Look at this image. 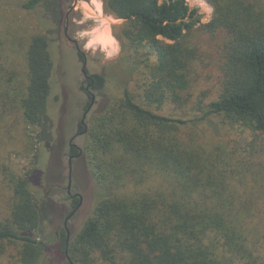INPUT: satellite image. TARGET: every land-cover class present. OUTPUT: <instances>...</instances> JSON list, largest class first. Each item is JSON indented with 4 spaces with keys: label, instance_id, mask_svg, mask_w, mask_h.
I'll return each instance as SVG.
<instances>
[{
    "label": "trees",
    "instance_id": "obj_1",
    "mask_svg": "<svg viewBox=\"0 0 264 264\" xmlns=\"http://www.w3.org/2000/svg\"><path fill=\"white\" fill-rule=\"evenodd\" d=\"M205 1L212 14L201 24L185 0H105V14L125 20L118 31L126 79L121 95L91 116L82 145L70 151H81L103 196L72 239L60 231L59 264H264V154L255 153L252 140L239 152L234 140L203 145L184 133L220 118L264 136V0ZM42 2L19 8L32 12ZM56 4V24L46 34L0 29V151L5 159L14 152L29 161L20 170L0 163L9 197L0 244L14 249L15 264H53L47 244L34 236L47 204L32 188L53 135L49 39L58 33ZM200 27L224 36L219 95L206 104L190 95L198 51L189 36ZM157 33L174 43L157 41ZM89 78L92 91H103L104 76ZM190 103L191 119L157 112ZM78 202L73 198L71 208Z\"/></svg>",
    "mask_w": 264,
    "mask_h": 264
},
{
    "label": "rangeland",
    "instance_id": "obj_2",
    "mask_svg": "<svg viewBox=\"0 0 264 264\" xmlns=\"http://www.w3.org/2000/svg\"><path fill=\"white\" fill-rule=\"evenodd\" d=\"M25 1L27 0H0V29L14 28L19 31V34L28 29L31 34H46L47 29L53 30L56 24V1L60 9V34L57 33L49 39L53 71L48 115L53 122V135L49 148L45 149L42 156L44 164L42 177L35 182L32 188L35 196L41 202L45 200L47 204L43 209L45 218L34 236L47 244L48 255L52 263L59 264L63 260V256L58 248L56 234L63 228L66 216L71 212L70 203L66 199L69 176V144L77 132L78 125L83 118L84 108L89 101L82 90V86H86L81 71L82 64L77 58L74 46L67 41L63 31L67 27L68 37L72 38L78 28L84 26H77L73 23L72 17H79L80 14L74 10V5L69 6V0H45V3L43 0L32 12H26L19 8V5ZM188 4L191 8L198 9L201 19L207 17L208 21L210 20L212 8L205 0H189ZM46 11L51 18L47 16ZM189 42L198 51L195 69L191 74L193 80L190 89L191 101L193 102L195 99L194 102H196L200 98L202 103L206 104L215 100L219 95L221 49L224 36L222 34H207L200 27L190 34ZM80 49L84 52L81 47ZM15 56L20 62L21 57L16 54ZM86 60L88 74H100L107 80L103 91H92L95 97L94 105L84 119L88 128L91 116L102 113L112 98L121 95L126 72L121 64L120 56L104 63H101L98 57L91 55H86ZM157 112L183 120L191 119L196 115L192 110V103L183 109H175L172 105L167 104ZM240 131L243 130L238 126H229L224 124L220 118H214L208 124L197 125L194 130L187 127L184 133L195 135L197 142L203 145L234 140L239 152L242 149H247V143L252 140L255 153L263 155L264 136L257 135L254 138L249 131ZM29 133L32 134L33 131L30 130ZM13 139L18 144L21 142V135L15 133ZM72 143L80 147L83 143V136L74 138ZM5 152V150L0 151V163L7 160L4 163L7 162L11 169L20 170V168L29 165V161L24 155L13 152L9 159H5ZM71 173V193L81 195L83 204L67 223L69 239H72L80 231L84 222L89 218L95 203L103 196L101 190L94 186L82 155L72 161ZM151 184L158 185L159 180H151ZM8 200V191L0 182V220L7 215ZM14 253L12 247L0 244V264H15Z\"/></svg>",
    "mask_w": 264,
    "mask_h": 264
},
{
    "label": "clouds",
    "instance_id": "obj_3",
    "mask_svg": "<svg viewBox=\"0 0 264 264\" xmlns=\"http://www.w3.org/2000/svg\"><path fill=\"white\" fill-rule=\"evenodd\" d=\"M188 2L189 0H186V3ZM73 5L74 10L80 14L79 17H72L73 23L84 26L78 28L72 37L76 45L81 47L86 55L98 57L101 63L121 56L122 43L118 27L125 24V20L114 13L105 14V0H69V6ZM189 22L185 18L184 23ZM207 22L208 18L202 17L200 23ZM194 27H199V24H195ZM154 38L163 44L174 43L160 33H157Z\"/></svg>",
    "mask_w": 264,
    "mask_h": 264
},
{
    "label": "flooded vegetation",
    "instance_id": "obj_4",
    "mask_svg": "<svg viewBox=\"0 0 264 264\" xmlns=\"http://www.w3.org/2000/svg\"><path fill=\"white\" fill-rule=\"evenodd\" d=\"M68 18V17H67ZM60 26H61V23L59 24V31H58V34H60ZM67 27L64 29V33H63V35L66 37V39H67V41L71 44V45H73L74 46V48H75V50H76V55H77V58H78V60L81 62V64H82V69H83V66L85 65V72H86V74H87V77L88 78H84V83H86V86L85 87H83L85 90H84V92H85V94L87 95V97L89 98V104H88V106H87V108L89 107V105H90V103L92 102V100H93V105H94V101H95V97H94V95H93V93H92V90H91V84L90 83H88L89 82V80H90V74H88V72L86 71V63H87V60H86V55L84 54V52H82L81 51V49H80V47H78L77 45H76V43H75V41L72 39V38H70V37H68V33H67ZM82 69H81V71H82ZM83 74V73H82ZM92 75V74H91ZM84 77V76H83ZM83 90V89H82ZM86 104V105H87ZM86 107V106H85ZM87 108L85 109L84 108V113L87 111ZM92 109V108H91ZM89 113V112H88ZM84 115V114H83ZM83 119V118H82ZM84 125H85V123H84ZM80 126H82V127H84L83 125H82V121L80 122V124L78 125V128H77V132H76V134H75V136L72 138V140L74 139V138H79V137H81L82 135H83V132H80L79 131V127ZM72 140H70V144H69V155H68V167H69V160H71V172H72V161L74 160V159H77V158H79L80 156H81V154L79 155V153L81 152L80 150H79V152H78V154L77 155H71L70 154V151H71V149H79L76 145H74L73 143H72ZM72 174V173H71ZM68 185V184H67ZM66 192H67V197H69V203L71 202V200H73V198H77V197H74V195H76V194H72L71 193V189H70V194L68 193V190H67V187H66ZM79 199V198H78ZM79 203V202H78ZM70 205V204H69ZM77 207V206H76ZM76 207L75 208H71V206H70V208H71V212L70 213H68V215L66 216V219H65V221H64V224H63V228L62 229H64L65 230V232H66V234H67V237L69 238V231H68V229H67V223H68V221L76 214H74L69 220H68V217L70 216V214L76 209ZM80 209V208H79ZM78 211V210H77ZM61 229V230H62ZM60 230V231H61ZM60 233V232H59ZM59 233L58 234H56V236H57V238H58V236H59Z\"/></svg>",
    "mask_w": 264,
    "mask_h": 264
},
{
    "label": "water",
    "instance_id": "obj_5",
    "mask_svg": "<svg viewBox=\"0 0 264 264\" xmlns=\"http://www.w3.org/2000/svg\"><path fill=\"white\" fill-rule=\"evenodd\" d=\"M82 73H83V76L84 78H88L87 77V74L85 72V65L83 66V69H82ZM93 107V100L92 102L90 103L89 107L87 108V111L84 113L83 115V119L81 120L82 121V125L84 126V131H83V134L86 133L87 131V127L86 125H84V119L86 117V115L88 114V112L91 110V108ZM81 154V152L79 153V155ZM70 189H71V160H69V176H68V185H67V190H68V193L70 194ZM74 197H77L79 198V203L76 207V209L70 214V216L68 217V220L77 212V210H79V208L82 206L83 204V198L81 195L79 194H76L74 195Z\"/></svg>",
    "mask_w": 264,
    "mask_h": 264
}]
</instances>
